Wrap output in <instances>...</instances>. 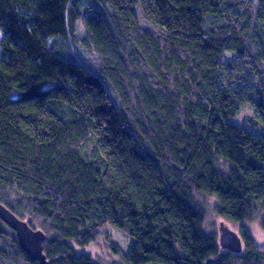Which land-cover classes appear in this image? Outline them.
I'll use <instances>...</instances> for the list:
<instances>
[{
	"label": "trees",
	"instance_id": "trees-1",
	"mask_svg": "<svg viewBox=\"0 0 264 264\" xmlns=\"http://www.w3.org/2000/svg\"><path fill=\"white\" fill-rule=\"evenodd\" d=\"M94 1L0 0V201L40 221L50 264H99L76 247L106 224L134 239L127 264H264L243 230L221 250L195 201L264 210V0ZM78 20L94 63L48 45ZM4 259L38 264L0 229Z\"/></svg>",
	"mask_w": 264,
	"mask_h": 264
},
{
	"label": "rangeland",
	"instance_id": "rangeland-1",
	"mask_svg": "<svg viewBox=\"0 0 264 264\" xmlns=\"http://www.w3.org/2000/svg\"><path fill=\"white\" fill-rule=\"evenodd\" d=\"M251 1L254 4V0H250L249 2L252 5ZM96 5L97 3L94 0H84V4L81 8L88 10L90 7H94ZM140 21L143 25L145 26L147 25L145 21L141 20V18H140ZM83 33H84L83 21L78 20L76 23V30L74 33V35L76 34L75 39H73L69 35L61 36V37L59 36L55 37V35H50L47 38V42H48V45L50 43L51 46H53V43H55L53 48L52 47L51 48L56 54H58L59 56L65 59L75 60L76 62H79L76 60V59H79L84 62L94 63L95 58L93 57V55H91L90 51H87L77 41V38L83 35ZM70 56L76 59H72L70 58ZM231 56H233V54L229 52H226L223 55L225 59H228ZM93 58H94V61L91 62V59ZM245 68L247 69V66H245ZM90 70L92 72H95L92 69ZM103 82L107 88L108 94L111 96V98L115 102H118L117 95L113 87L104 78H103ZM249 118H253V108L250 105L249 106L245 105L239 111L238 115L235 117L236 120L235 119L233 120L235 122L237 121L238 123L244 125V123L246 122V119H249ZM195 201L198 202L200 206L203 208L204 215H203L202 222L200 224L201 229L209 236L214 237L217 243H218V237H219V226L218 225L221 221H223L230 228L234 229L240 235H241L240 233L241 230L250 234L257 249H260V250L264 249V229L261 227V224H260L261 217L263 215L262 212H264V210L256 211L254 212V214L252 215L250 219L238 223V222L230 221L227 218L218 215L216 211L217 197L215 195L209 194V193L198 192L195 195ZM14 213L17 216L20 215L18 212L14 211ZM20 218L27 220L28 223L31 224V226L34 228H39L40 226L39 220L32 219L28 215H24L22 217L20 216ZM0 229H2L5 233H8V234L10 233L12 235H15L14 231L9 226H7L2 220H0ZM133 241L134 239L130 237L129 235H127L123 230L111 224H106L100 230L99 234L97 235L94 241L88 243L87 245L83 247H76V251L82 252V253H88L99 264H127L124 259V254L129 250ZM218 246H219V243H218ZM3 261L5 262V264H11L12 262L11 259H4ZM21 264H24V263L21 261ZM235 264H239V263H235Z\"/></svg>",
	"mask_w": 264,
	"mask_h": 264
},
{
	"label": "water",
	"instance_id": "water-1",
	"mask_svg": "<svg viewBox=\"0 0 264 264\" xmlns=\"http://www.w3.org/2000/svg\"><path fill=\"white\" fill-rule=\"evenodd\" d=\"M0 220L14 231L20 249L29 260L38 264H50L43 251L46 233L42 229L32 227L27 220L17 216L1 201ZM218 243L221 250L226 249L235 253L242 250V243L238 234L223 222L219 224Z\"/></svg>",
	"mask_w": 264,
	"mask_h": 264
},
{
	"label": "bare ground",
	"instance_id": "bare-ground-1",
	"mask_svg": "<svg viewBox=\"0 0 264 264\" xmlns=\"http://www.w3.org/2000/svg\"><path fill=\"white\" fill-rule=\"evenodd\" d=\"M229 220V219H228ZM231 221V220H230ZM221 222H223V221H221ZM224 223V222H223ZM238 223H240V222H238ZM220 224V223H219ZM224 224H226V223H224ZM227 225V224H226ZM219 226V225H218ZM228 226V225H227ZM229 227V226H228ZM230 228V227H229ZM230 229H232V228H230ZM233 231H235L234 229H232ZM242 231V230H241ZM240 231V233H241V235L240 234H238L236 231V233L238 234V236L240 237V239H241V243H242V250L244 249V247H245V240H244V237H243V233ZM248 234V233H247ZM250 235V234H249ZM254 242V241H253ZM241 250V251H242Z\"/></svg>",
	"mask_w": 264,
	"mask_h": 264
}]
</instances>
